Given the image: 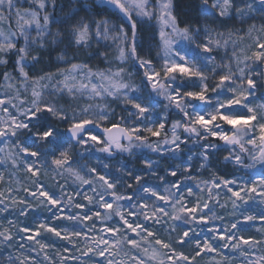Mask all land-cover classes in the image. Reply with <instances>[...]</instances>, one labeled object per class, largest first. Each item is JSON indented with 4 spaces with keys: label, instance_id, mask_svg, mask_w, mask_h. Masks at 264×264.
I'll list each match as a JSON object with an SVG mask.
<instances>
[{
    "label": "snow or ice",
    "instance_id": "snow-or-ice-1",
    "mask_svg": "<svg viewBox=\"0 0 264 264\" xmlns=\"http://www.w3.org/2000/svg\"><path fill=\"white\" fill-rule=\"evenodd\" d=\"M19 2L0 0V67L6 68L11 60L15 71V76L7 70L2 74L12 94L0 96V166L22 168L30 174L31 186L23 187V196L14 195L18 189L12 187L7 194L0 191V214L12 210L18 217H27L39 210L49 216L35 226H20L12 220L8 227L0 226V246L11 248L15 243L18 251L23 250L17 256L9 254L8 264H197L198 257L210 253L228 262L229 257L223 256L225 248L243 257L244 264H264V254L257 255L264 250V238L240 234L249 222L264 221V171L252 179L215 176L201 180L196 183L199 194L184 184L196 179L190 174L194 158L205 169L211 156L222 150L227 152L224 162L239 171L264 169V103H253L257 91L264 90V24L259 28L249 25L244 35L252 44L238 55L232 32L227 38L223 33L213 38L205 29L206 40L197 43L200 28L181 25L173 0H156L154 5L151 0H101L122 14L128 27L115 25L109 18L91 22L81 18L71 26L70 43L91 47L93 37L117 42L121 65L131 60L140 69L141 88L124 66L115 71H92L88 64L69 62L55 74L30 77L29 61L40 60L33 49H43L45 38L52 36L50 25L63 21L47 11L54 12L58 0H30L36 7L23 10ZM213 10L219 17L229 18L234 11L241 21H248L257 14L264 17V0H241L239 4L235 0H201L204 16ZM153 19L160 26L156 61L138 51L137 26ZM230 42L232 55L216 63L213 51L223 48L227 52ZM100 55L107 59L105 53ZM29 88L30 97L22 98ZM64 95L71 101L92 102L65 106L58 99ZM109 99L120 103L127 115L117 116ZM170 110L180 118L166 127ZM190 143L199 151L189 149V163L170 166L165 175H159V161L151 158L143 160L144 173L120 167L114 175L108 163H103L101 172L73 155V149L79 148L81 152L75 155L81 159L83 153L94 152L106 154L107 159L117 152L132 154L134 149L147 148L175 159ZM100 163L97 158V165ZM49 168L62 179L71 178L77 189L69 192L67 179L61 183L53 177L58 189L53 191L40 179ZM148 175L159 182L149 183ZM168 176L177 179L167 180ZM3 180L0 175V182ZM83 186L88 191H82ZM122 188L133 191L129 194L120 191ZM221 188L231 193L227 198L231 212L229 221L218 225L216 221L225 220L216 211L217 206L226 207L219 198ZM250 201L259 208L255 214L248 210ZM60 220L68 223H54ZM155 228L162 229L166 238ZM197 228L200 232L206 229L209 235L199 237ZM42 233L55 239L45 243ZM58 242L72 247L64 243L58 247ZM190 246L191 253L183 251ZM49 249L56 258L48 254Z\"/></svg>",
    "mask_w": 264,
    "mask_h": 264
},
{
    "label": "rangeland",
    "instance_id": "rangeland-1",
    "mask_svg": "<svg viewBox=\"0 0 264 264\" xmlns=\"http://www.w3.org/2000/svg\"><path fill=\"white\" fill-rule=\"evenodd\" d=\"M236 4H239L240 2L235 0ZM73 17V19H65L64 18V33H62V26H51L50 29L52 32V36L45 38V47L43 49L40 48H34L33 54L39 55L40 60L39 63L29 61L30 64H32V67H30V77L31 76H40L44 73H56L58 69H66L69 66V62L71 63H77V64H88V66L92 69V71H107L109 68H111L113 71H115L118 67L124 66L129 72L132 73L131 79L138 85L143 88V86L140 83L139 77L136 73V71L133 68L131 60H129L126 64L121 65L120 61L117 59V50H116V43L113 40H99L97 41L95 37L91 40V47H78L74 44L70 43L71 35L70 30L71 26L76 23L81 18H85L88 22H91L92 20L96 18H92L90 16H85L81 13H76L75 15L69 14L67 17ZM113 24L119 25L117 21H115L112 18H109ZM66 22V23H65ZM145 24V22H143ZM143 24V36H147V32L149 33V27ZM250 24H255L257 28H259L262 24H264V17H261L259 14L255 15V17L248 21H241L235 14V12H232L231 17L228 16L225 17H219L217 14L216 16H211L206 21V27L213 36V38L216 37V33H223V38H227L228 33L232 32L234 33L232 39L236 40V46L235 50L238 55H240V49L242 43H252V39L244 33L246 32L247 28ZM125 28H127L125 26ZM59 32L60 35L57 36L56 33ZM236 33H239V35H236ZM32 34L35 35V29L33 28ZM256 33H253V36H255ZM240 36H243L241 39ZM55 40L56 42L53 43L52 41ZM147 43H149V38L147 37ZM206 40V33L204 32L202 40H200L198 43H203ZM145 50L152 51L154 54V61L157 59V52L159 50V40L157 42V45L155 46L154 50H151L148 45H145ZM233 51V45L231 42L228 45L227 52L223 48L216 49L213 51L212 55L216 58V63H220L222 59H224L226 56H231ZM63 59H61V55L65 54ZM100 53H105L107 55V59H105V56L100 55ZM159 67V64L156 65ZM219 71V69H218ZM213 80L209 79V84H212ZM31 88H29L28 94L30 97ZM144 94L146 95L147 92L145 90ZM59 102L61 104H64L65 106L69 105H80L84 103H89L92 101H87L85 99L78 98L76 101H71L70 98L67 95H64L63 97H58ZM109 104L111 108H114L116 110V113L118 114L120 110H123V106L120 103L112 102L111 99H109ZM254 104H260V102L257 99V96L253 99ZM163 112V109L160 110ZM179 114L175 111L173 113L169 112V124L168 127H170V122L173 120L179 119ZM61 129L65 127V125H59ZM156 139V138H154ZM0 147H3V143L0 142ZM183 147V146H182ZM189 149L192 151H199L198 146H194L191 143L187 146V148L184 149L183 153L180 154L177 158H165L161 157L159 154L151 153L147 148L146 151H139V150H133L134 152L131 154L130 158H124L122 154H125V152H117V154L114 157H109L108 160L105 159L102 154L99 152L94 153H83L86 158V163L89 166H97L98 171L103 172V163L110 164V170L114 175L119 174L116 172L117 168H124L127 170H131L134 173H144L146 172V169L143 165V160L147 158H151L153 160H158L159 164L156 165V168L158 170L159 175H165V169L169 168L170 166H176L180 165L181 167L185 166L187 163H189L187 157L190 154ZM81 150V149H80ZM226 151H218L215 154L211 156L210 164L205 169L199 168V162L196 158H194L191 163L193 164V168L191 171V175L195 177V180H185L184 184L187 186L193 187V191L197 194H199L198 189L196 188V183L201 180H211L215 178V176H220L224 178H231L233 176L237 177H243L244 179H252L255 178L258 172L264 171L262 168H257L254 171H251V173H246L244 171H239L234 165L227 164L224 162V165L221 167L214 166L215 159L214 156L220 157L221 155L226 154ZM118 154H121L120 157H118ZM2 155V153H0ZM118 157V158H117ZM97 158H100L101 163L97 165ZM218 158V157H217ZM112 159V161H111ZM116 159V160H115ZM83 164V163H82ZM0 168L4 169L6 173L8 174L10 180H12V184L14 185L15 189H18L14 195L21 196L22 193V178L21 175H19V172H23V169H14L10 165L8 166H0ZM51 168H49L47 171H50ZM179 179L183 180V177H178ZM167 180H175L177 178L174 177H166ZM146 180L149 183H158L159 181L156 180V178L148 175L146 176ZM127 182H131V180H127ZM143 182V181H142ZM84 187V186H83ZM120 191H126L127 193H131L132 189H125L122 188ZM214 191H217L214 189ZM220 200L222 203H226V207L221 209L219 206L216 207V211L218 215H224L225 220L224 221H216V223L219 225L221 223H227L230 219L229 213L231 212V205L230 202H228V197L231 195V193H228L221 188L220 190ZM203 195V194H201ZM251 207L248 209L250 212L255 214L259 211V208L255 203L252 201L249 202ZM211 206V205H210ZM40 212L39 210H37ZM259 220V219H258ZM115 218L112 222L114 223ZM261 221V220H259ZM262 222V221H261ZM197 233H207V230L205 229L204 232H200L199 228H197ZM223 256L229 257V261L225 262L223 261L222 256L218 255L217 253H210L208 255H205L203 257V262L205 264H238L243 260V257L239 256L237 252H233L230 248H225L222 250ZM259 255V253H257Z\"/></svg>",
    "mask_w": 264,
    "mask_h": 264
},
{
    "label": "trees",
    "instance_id": "trees-1",
    "mask_svg": "<svg viewBox=\"0 0 264 264\" xmlns=\"http://www.w3.org/2000/svg\"><path fill=\"white\" fill-rule=\"evenodd\" d=\"M238 2H241V0H236ZM151 3L154 5L156 3V0H151ZM173 4H174V14L177 16L178 21L181 23V25L187 23L189 25H191L192 27H198L200 28V35L196 36V42L198 43L200 40H202L204 32H205V27H206V21L209 17L211 16H216V12L215 10H213L212 14L208 15V16H204L201 13V0H173ZM19 7H21V9L23 10L24 8H35L36 6L30 3V0H20L19 2ZM88 8H90L91 10L89 11ZM38 10V9H37ZM48 12L52 13L54 15V17L56 18V20L58 21H63L62 23H53L51 24V26H59L62 28V33H64V18L67 19V16L69 14L71 15H75L77 12L84 14L85 16H90L92 18H96V19H102V18H112L115 21H117L118 23H123L124 26L128 27V24L126 22V20L121 16V14H116L115 10L112 9L110 6L106 7L101 0H79L78 3H74V0H58L57 2V7L55 9V11L53 12V10L51 8L47 9ZM66 23V22H65ZM143 22L138 24V35L141 39V48L138 49V51H140L141 55H145L147 58H151L154 60V54L152 51H146L145 50V45H148V47L151 50H154L155 46L157 45L158 42V32H159V24L158 22L153 19L151 21H147L145 22L144 25L147 24V26L149 27V33L147 32V36H143ZM4 27L5 29H7V22H4ZM12 27L14 28L15 25L13 23ZM147 37L149 38V43H147ZM22 44V41L20 42ZM252 44V43H242L240 46L241 48H243L245 51L248 50V46ZM134 70L136 71L140 83H141V73H140V69L138 67H133ZM7 70L9 72H11L13 74V76H15V71L13 69V64L12 61L10 60L9 64L5 67H0V96H2L3 94H5L6 92L8 94H12V90L10 88H8L6 82L3 80V72ZM30 69H28L29 71ZM30 75V72H29ZM142 85V84H141ZM212 84H210L211 86ZM143 86V85H142ZM24 96H28V93L22 94V98H24ZM257 99L260 103H264V95H263V90H258L256 93ZM154 100H157L159 98L157 97H153ZM175 112L174 110H170V113ZM119 115H127L126 112H124L123 110H120L119 113L117 114V116ZM115 122V121H113ZM166 127H168V125H166ZM154 139V138H153ZM134 150H139L141 152L146 151V148H140V149H134ZM81 152V150L79 148H74L73 149V155L74 158L79 160L80 163L85 164L86 163V158L83 154V159H81L80 156L75 155L76 153ZM134 152V151H133ZM121 154H118V157H120ZM124 155V158H130L131 154L126 153L122 154ZM227 155H221L220 157L217 154V157L214 156V166H219L221 167L222 165H224V156ZM103 157L106 156V154H102ZM117 157V158H118ZM108 160V158H107ZM116 160V159H115ZM112 161V159H111ZM0 175L4 176V180L2 182H0V191H4L7 194V189L9 187H12L15 189L14 185L12 184V180H10L8 174L6 173V171L2 168H0ZM19 175H21L22 178V182H21V186L22 189L23 187H30V183H29V178H30V174L28 173H23V172H19ZM53 177H55V180H60L61 183L64 182V179H67V191L69 192H73L77 189V185L74 184L72 182L71 178L65 177L64 179H62L59 176H56L55 173L52 171V169L50 171H47V174L42 175L40 177L41 181L46 183L53 191H58L55 180L53 179ZM82 191H88V186H84L82 189ZM23 193V190H22ZM21 196H23L24 194H20ZM77 199H81V198H77ZM191 202V201H189ZM49 216L48 213L46 212H38L36 211H32L29 213V215L27 217H18L17 213L15 211L9 210L8 212L2 213L0 214V226L3 227H8V221L12 220L14 222H16L18 225L23 226L25 224L27 225H31V226H35V223H38L42 218H47ZM55 224L58 225H63V224H67V221L64 220H60V221H55ZM89 224H91V221L88 222ZM99 223L97 224V227H99ZM154 230L159 231L162 235L165 236L166 238V233L163 232L162 229L159 228H155ZM11 231L13 233L16 232V228L13 227L11 228ZM241 235H244L245 238L247 237H255L256 239H261L264 238V221H252L249 222L248 226H247V230L240 233ZM42 235H44V241L45 243H50L52 242L55 238L51 236V234H44L42 233ZM209 235V233H198L199 237H203ZM22 242V241H21ZM64 243V246H67L69 248H71V245H67L65 242H58L57 246L60 247V244ZM20 251L23 250H17V245L15 243H13V246L11 248H9L8 246H0V264H8L7 261V257L9 256V254L13 255V256H17L20 255ZM183 251H185L186 253H191L192 252V247H188L183 249ZM25 254H27L25 252ZM48 254L50 256L55 257L54 251L49 249L48 250ZM259 254H264V250H262V252H259ZM32 255H35V253H32ZM23 258V257H21ZM87 259V258H85ZM58 260V258H57ZM197 264H205L203 262V259L201 258H197ZM238 264H244V261L238 263Z\"/></svg>",
    "mask_w": 264,
    "mask_h": 264
},
{
    "label": "water",
    "instance_id": "water-1",
    "mask_svg": "<svg viewBox=\"0 0 264 264\" xmlns=\"http://www.w3.org/2000/svg\"><path fill=\"white\" fill-rule=\"evenodd\" d=\"M121 16L123 17V15L121 14ZM124 18V17H123ZM263 94H264V90H263Z\"/></svg>",
    "mask_w": 264,
    "mask_h": 264
}]
</instances>
